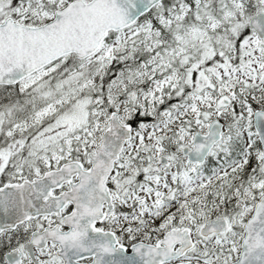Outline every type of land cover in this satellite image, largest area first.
<instances>
[{"label":"snow or ice","instance_id":"6c2138e0","mask_svg":"<svg viewBox=\"0 0 264 264\" xmlns=\"http://www.w3.org/2000/svg\"><path fill=\"white\" fill-rule=\"evenodd\" d=\"M0 264H264V0H0Z\"/></svg>","mask_w":264,"mask_h":264}]
</instances>
